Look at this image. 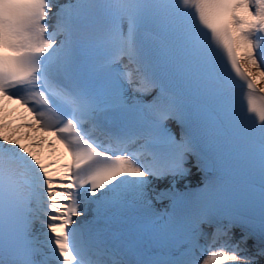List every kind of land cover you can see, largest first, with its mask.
<instances>
[{
	"label": "snow or ice",
	"instance_id": "obj_1",
	"mask_svg": "<svg viewBox=\"0 0 264 264\" xmlns=\"http://www.w3.org/2000/svg\"><path fill=\"white\" fill-rule=\"evenodd\" d=\"M258 258L264 0H0V264Z\"/></svg>",
	"mask_w": 264,
	"mask_h": 264
},
{
	"label": "bare ground",
	"instance_id": "obj_2",
	"mask_svg": "<svg viewBox=\"0 0 264 264\" xmlns=\"http://www.w3.org/2000/svg\"><path fill=\"white\" fill-rule=\"evenodd\" d=\"M9 108L10 109H16V111L13 113V115L15 116H23L24 119L26 120H31V117L28 116L27 113H25L23 111V109H20L18 105L9 103ZM23 120L18 119L16 121V123H22ZM26 130V129H24ZM47 139L49 141H51V147L49 146L48 143H45L42 146V153L45 157H47L48 159L53 161L52 167L53 168H59L63 162H64V158L67 155V153L65 152L64 148L62 145H60L59 143H57V141L51 137L48 136ZM199 176L196 174V176L194 178H191L189 181H180L177 185L178 190L184 186H191L194 185L196 183H198L200 181V179H198ZM166 183V182H165ZM164 186V183L161 184V187ZM155 206H159V203H153Z\"/></svg>",
	"mask_w": 264,
	"mask_h": 264
}]
</instances>
